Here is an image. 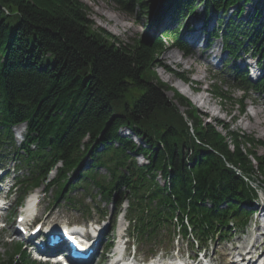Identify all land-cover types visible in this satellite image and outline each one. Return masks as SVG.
<instances>
[{"label":"trees","instance_id":"trees-1","mask_svg":"<svg viewBox=\"0 0 264 264\" xmlns=\"http://www.w3.org/2000/svg\"><path fill=\"white\" fill-rule=\"evenodd\" d=\"M111 1L125 11L134 2L145 3ZM147 1L150 15L159 0ZM171 1L177 17L190 18L199 1L205 15L236 8L242 17V3L250 0ZM90 14L80 0H0V150L6 144L13 148L28 173L21 198L46 184V192L55 189V203H74L69 196L76 189L85 195L74 204L81 207L90 196L116 207L126 202L137 245L156 243L164 232L171 238L175 224L183 238L190 233L201 246L244 227L257 197L251 184L259 177L264 183V155L256 151L264 143L217 121L223 135L160 80L155 70L164 47L160 38L114 43ZM233 25L220 33L228 56L234 59L247 44L262 57L264 29L243 33ZM168 34L172 46L187 50L177 31ZM234 77L242 90L264 97V74L252 82L247 70L236 69ZM239 104L244 110L243 101ZM23 124L25 141L17 148L12 128ZM124 129L141 145L123 138ZM140 157L146 165H138ZM54 169L56 178L47 184ZM0 264L36 263L17 245L0 256Z\"/></svg>","mask_w":264,"mask_h":264},{"label":"rangeland","instance_id":"rangeland-1","mask_svg":"<svg viewBox=\"0 0 264 264\" xmlns=\"http://www.w3.org/2000/svg\"><path fill=\"white\" fill-rule=\"evenodd\" d=\"M80 1L90 9V17L95 27L104 31L106 35H110L114 43L131 45L135 41H145L150 38L168 36V31H177L183 43L187 44L188 53L183 55L185 51L172 46L171 37H166L167 40L164 42L162 53L159 55L157 63L155 64V70L158 72L160 80L168 85L172 91L175 90L188 99L202 114L203 120L206 123L216 126L218 131L223 135H225V132L222 128L216 125L217 121L229 125L233 132H239L248 138L253 137L264 143V97L253 93L245 94L239 89V84L235 81L232 74L236 68L244 71L248 66L251 80H257L262 72H260L256 66L259 63L262 66L261 68L264 67V55L257 58L252 47H248L247 44H245V49L248 50V53H246V50L244 49L245 51H242V53L237 55L235 60H231L230 57L227 56V52H224V39L223 35L220 34L226 29V25L232 26V23L234 24V27H239V30L243 33H261L264 29V0H250L247 4L242 3V7L245 8L242 17L237 16L236 8H232L226 13L216 14L210 12L208 15H205L204 6L199 1L195 4L197 7L195 16L190 18L184 16L177 19H175L174 10L169 12L171 7L167 4V0H159V5L155 8L157 9V16L154 23L151 22V14L149 15L150 11H148L149 2L147 0H143L145 1L143 5L144 7L141 5L139 6L136 2L130 4L127 11L111 0ZM166 8H168L167 11L165 10ZM163 10L165 11L162 12ZM167 12H169L168 15H166ZM256 12H259L260 15L255 16ZM111 16L119 17L122 22L127 25V29H124L123 31L119 28H113L114 23L109 20ZM165 17H167L166 20L168 22L163 25L162 23ZM206 22L208 23L206 24ZM198 25H204V27L203 30H200L199 32V46L196 47L195 54L193 55L192 52H189L191 51L192 46L189 45L187 38H195L196 35L194 34V30L201 29V27L198 28ZM202 33H205L204 36ZM216 33L219 34V38L213 39L210 42V45L207 44L206 39H210V37ZM204 47L205 49L203 50L202 48ZM211 48L216 49V53L207 55ZM216 54H218V56ZM170 55H176L180 63H172L169 59ZM182 55L183 58H180ZM202 56H205L208 62V57L211 56L213 61L208 64L202 61ZM192 59L196 61V63H193ZM186 60L189 61V64H185ZM199 62H201V65L198 73L189 72L190 63L192 64V69H194L195 65ZM162 66L164 68L161 69L160 67ZM206 66L208 71H205ZM171 71L182 75V77H184L183 81L178 79V77ZM155 81L156 80H154V82ZM187 81L194 84L195 88L193 86L190 87V84ZM179 83L183 86H180ZM202 88H207L208 93H204ZM192 89H195L196 92L192 91ZM217 91L225 96L224 100H220L217 97ZM167 97L172 99L173 92L167 93ZM197 97H204L208 100L209 105H206V108H204V99L201 103H197L195 100ZM242 100H244V110H241L242 108L239 104ZM180 109L182 112L186 111L184 107H180ZM256 114H258V117ZM13 134L16 143L20 144L25 131H23V127H17L13 129ZM120 135L123 138H130L136 141V144L141 145V142L134 139L133 135L126 129L121 130ZM256 151L259 155H264V147L259 146ZM136 161L139 166L147 164L142 158H138ZM89 164L90 160L87 158L85 161V169L89 168ZM100 173L106 175L104 170ZM50 177V180L53 179V176ZM157 181L162 182L160 178H158ZM253 186L254 188L258 186L262 187L263 190H260L259 194H264V185L260 181L255 180ZM35 194H37L41 201L38 209L40 220L46 224L58 225L60 227L66 225L72 227L76 225L87 226L88 223H96L99 224L100 227H103V225L107 227L111 226L108 228V231H106L103 243L112 244V247L114 248L119 242L117 236L121 234V231L127 230V223L124 219L127 209L126 204H123L118 211L115 205H105L100 203L99 199L93 201L90 197L85 199L84 206H75L74 204L76 202H81L84 199V193L80 189H76L69 196L75 200L74 203L66 200L53 203L55 189H51L48 193H44V188H42L37 190ZM15 198L16 197L12 198V202L15 201ZM257 206L258 204L255 205L256 210L258 209ZM90 207L95 208L90 211L89 214L87 209ZM117 212H119V215ZM101 214H105L106 217H102ZM261 218L264 223V213L261 212V214H259L254 211L249 217L250 224L247 230L243 233L237 232L234 236H230L228 239L215 241L202 250L201 253H205L209 260L214 264H231L236 260L234 257L241 251H248L249 249H252L253 246L258 247L260 250L262 242L264 241V237H262L261 240H257L259 235H264L261 234L264 233V231H259V228L262 226V224H260L259 227L258 224L261 223ZM9 221L10 225H12L13 221ZM102 221L104 222L102 223ZM12 233L13 228L11 226L5 231L0 232V256L3 258L8 256L9 250L11 249L10 246L15 245L16 243L14 242L13 244L8 245L6 242L7 240H13ZM126 237L127 240H129L127 232ZM128 242V250L130 251V254H133V252L136 251V259L140 263L155 262L157 261L155 259L159 258L160 260H164V264H172L171 261L173 258L180 254L184 257L188 255L192 258L195 256L198 258L197 254L200 251L199 247H196V245H194V248L191 251L189 248L190 242L181 237H176L174 242H170L168 235L165 232L163 234V240L156 244H146L142 242L138 248H134L133 243L130 240ZM171 243L172 245L170 246ZM24 246L25 244H23V247ZM161 248L162 250L155 253V256L151 255L154 250H160ZM112 251H114V249L108 251V253L111 254ZM99 255H102V251H99ZM104 264H107L106 261Z\"/></svg>","mask_w":264,"mask_h":264},{"label":"bare ground","instance_id":"bare-ground-1","mask_svg":"<svg viewBox=\"0 0 264 264\" xmlns=\"http://www.w3.org/2000/svg\"><path fill=\"white\" fill-rule=\"evenodd\" d=\"M84 1H87V0H84ZM156 10L157 9H155L154 11H153V15H155L157 12H156ZM165 14V13H164ZM156 16H157V14L155 15V18H156ZM183 16V15H182ZM178 18H181V16L179 17L178 16ZM167 17H165V19H164V21H163V25H165L166 24V22H168L167 20ZM109 20H110V22H113L114 23V25H113V28H119V29H121V30H123L124 31V29L126 30L127 29V25L125 24V23H123L122 22V20L119 18V17H116V16H111L110 18H109ZM155 20V19H154ZM154 20H153V22H154ZM180 21V20H179ZM189 25V24H188ZM199 27L198 28H200L201 27V29H196V30H194V34L196 35L195 36V38H193V39H191V38H187V40L189 41V45H191L192 46V48H191V51L190 52H192V54L194 55L195 53V50H196V47L197 46H199L198 45V35H199V32H200V30L202 31L203 30V27H204V25H198ZM203 34V36H204V34L205 33H202ZM192 35V34H191ZM211 38H212V40H213V37L211 36ZM201 39V38H200ZM206 42H207V44H209L210 45V42H211V40L209 39V38H207L206 39ZM199 44H200V42H199ZM202 45V44H201ZM214 53H216V49H209V54H207V55H212V54H214ZM219 54V53H218ZM218 54H216L217 56H218ZM216 56V57H217ZM209 58V62L211 63V61H213L212 60V57L210 56V57H208ZM169 59L171 60V62L172 63H180V61H178V59H177V56L176 55H170L169 56ZM201 59H202V61H204V62H206V63H208V64H210L207 60H206V57L205 56H202L201 57ZM189 61L188 60H186L185 61V64H189L188 63ZM192 62L193 63H196V61H194L193 59H192ZM205 63V64H206ZM200 65H201V62H199V63H197L196 65H195V68L194 69H192V64L190 63V69H189V72H193V73H198V71H199V69H200ZM208 66V65H207ZM180 84V86H183V85H181V83H179ZM203 89V91H204V93H208V91H207V88L205 89V88H202ZM204 99V105H203V107L204 108H206V105H209V103H208V100L207 99H205L204 97H200V98H196L195 100H196V102L197 103H201V101ZM257 115V117H258V114H256ZM261 222H263L262 221V218H261ZM261 230L262 231H264V227L263 228H261ZM260 230V231H261ZM261 234H264V233H261ZM260 236V237H259ZM258 236V238H257V240H261V238L262 237H264V235H259ZM102 239H103V236H102V234H100L99 235V237L97 238V239H95L96 241H95V243L94 244H96V245H94L93 246V248H95V250L97 251L98 250V247H99V245H100V242L102 241ZM98 241H99V243H98ZM262 256H264V253L262 252ZM232 264H237V262H234V263H232ZM248 264H254V262L252 261V259H250V261H248Z\"/></svg>","mask_w":264,"mask_h":264},{"label":"water","instance_id":"water-1","mask_svg":"<svg viewBox=\"0 0 264 264\" xmlns=\"http://www.w3.org/2000/svg\"><path fill=\"white\" fill-rule=\"evenodd\" d=\"M153 14H154V13L152 12L151 15H150V16H151V20H152L151 22H152V23H154L153 20L155 19V15H156V14H155V15H153Z\"/></svg>","mask_w":264,"mask_h":264}]
</instances>
